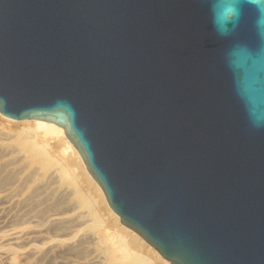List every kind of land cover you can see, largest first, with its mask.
I'll return each instance as SVG.
<instances>
[{
	"label": "water",
	"instance_id": "water-1",
	"mask_svg": "<svg viewBox=\"0 0 264 264\" xmlns=\"http://www.w3.org/2000/svg\"><path fill=\"white\" fill-rule=\"evenodd\" d=\"M0 114L168 264H264V0H0Z\"/></svg>",
	"mask_w": 264,
	"mask_h": 264
},
{
	"label": "bare ground",
	"instance_id": "bare-ground-1",
	"mask_svg": "<svg viewBox=\"0 0 264 264\" xmlns=\"http://www.w3.org/2000/svg\"><path fill=\"white\" fill-rule=\"evenodd\" d=\"M2 117L34 124L36 133L0 125V264H149L148 258H129L132 251L125 243L113 247L104 232L94 230L98 220L91 201L76 195L72 181L40 146L44 137L60 135L78 155L64 130L43 120ZM27 168L31 172L23 175Z\"/></svg>",
	"mask_w": 264,
	"mask_h": 264
},
{
	"label": "rangeland",
	"instance_id": "rangeland-1",
	"mask_svg": "<svg viewBox=\"0 0 264 264\" xmlns=\"http://www.w3.org/2000/svg\"><path fill=\"white\" fill-rule=\"evenodd\" d=\"M0 125L12 130L29 127L36 133V126L34 124H21L20 122L17 123L7 120L2 116H0ZM39 144L48 156L56 160L57 165L63 169L65 174L72 181L76 188V195L80 198H88L91 201L90 211L98 220L94 230L98 229L104 232L108 240H110V245L113 247L119 248L120 244L125 243L129 249L131 248L132 253L129 255L131 259L148 258L150 261L149 264H163L162 258L156 250L152 249V247L135 232L123 226L118 221L114 213L109 209L102 191L98 189L99 186L89 174L86 173L87 171L83 169L79 154L73 153L66 147L64 138L60 135L46 136L43 140L39 141ZM28 172H31V168H27L22 174L25 175ZM37 181H40L39 177L30 184L33 186Z\"/></svg>",
	"mask_w": 264,
	"mask_h": 264
}]
</instances>
